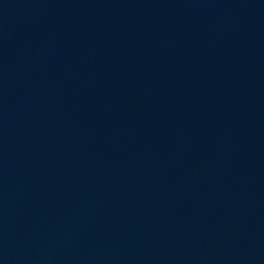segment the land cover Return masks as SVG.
<instances>
[{
	"label": "water",
	"instance_id": "95a60500",
	"mask_svg": "<svg viewBox=\"0 0 264 264\" xmlns=\"http://www.w3.org/2000/svg\"><path fill=\"white\" fill-rule=\"evenodd\" d=\"M0 264H264V196L63 0H0Z\"/></svg>",
	"mask_w": 264,
	"mask_h": 264
}]
</instances>
